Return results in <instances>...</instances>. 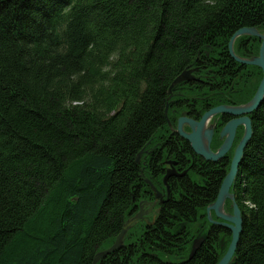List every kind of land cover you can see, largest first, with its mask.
<instances>
[{"label":"trees","instance_id":"obj_1","mask_svg":"<svg viewBox=\"0 0 264 264\" xmlns=\"http://www.w3.org/2000/svg\"><path fill=\"white\" fill-rule=\"evenodd\" d=\"M243 27L264 33V0H0V264H92L149 197L146 180L160 181L164 161L183 170V157L196 168L186 166V185L169 183L156 226L136 221L131 243L96 264H143L131 250L157 236L177 239L183 264H216L231 233L209 224L206 207L228 160H202L167 122L253 97L261 69L228 52ZM259 45L241 35L233 50L252 59ZM192 71L200 81L182 83ZM179 95L183 111L170 107ZM250 116L229 264H264V98Z\"/></svg>","mask_w":264,"mask_h":264},{"label":"water","instance_id":"obj_2","mask_svg":"<svg viewBox=\"0 0 264 264\" xmlns=\"http://www.w3.org/2000/svg\"><path fill=\"white\" fill-rule=\"evenodd\" d=\"M241 35H250L257 37L261 40L258 55L256 57H253L252 59H244L235 55L233 50V43L234 40ZM228 52L235 61L246 65H254L261 69L262 78L259 82V85L257 87V90L253 98L246 104L240 106L218 105L212 107L209 110L205 111L201 115L199 120L181 116L177 120V127H176L177 134L189 143L191 149L195 154L199 155L205 160L214 161V162L222 159L224 154L230 149L234 139L236 128L240 125H243L245 128L244 134L240 142L238 143L234 155L231 159L229 170L225 175L224 179L222 180L217 197L213 203L207 206L206 209L208 219L212 223L224 227L225 229L229 230L231 233V240L228 245V248L224 253L223 257L216 264H229L235 252L239 240V235L241 232L242 220H241L240 210L237 204L233 202V211L231 214L224 212L223 207H224V201L226 199H231L232 201H234V197L230 193V188L232 186L238 167L240 165L243 156V150L247 145V143L249 142L252 135L251 119L250 117L247 116V114H250L255 109H257L264 98V33H259L258 30L254 27H243L238 29L235 33H233V35L229 40ZM173 84L170 86L168 90V94L171 93V88ZM220 113L234 116V119L229 121L223 127L220 133L221 137L225 136V134L228 135L225 136V139L222 145L217 150V152H212L209 147L212 129L208 128L207 125L210 118L213 115ZM183 124H187L190 127V132L183 130ZM175 174H176L175 170H169L166 173V178ZM211 211H213L214 215L219 219L218 221H214L210 218ZM142 213L143 211L140 210L124 223L113 245L103 251H100L93 259L92 264H96L98 260L104 258L106 255L110 253H113L115 250L119 248L124 233L130 228V226L134 222H136L142 216ZM200 244H201V239H197L193 243L192 248L188 255V259H190L193 256V254L195 253V251L197 250Z\"/></svg>","mask_w":264,"mask_h":264},{"label":"flooded vegetation","instance_id":"obj_3","mask_svg":"<svg viewBox=\"0 0 264 264\" xmlns=\"http://www.w3.org/2000/svg\"><path fill=\"white\" fill-rule=\"evenodd\" d=\"M192 72H193V74H190L188 72H185L184 74H182V78L180 79L182 81V83L183 82L193 83V82H199L200 81L198 78H196L194 71H192ZM183 78H184V80H183ZM177 82H178V80L175 83H177ZM174 84H173V86H174ZM171 95H173V94L171 93ZM170 107H174V109L176 108L177 110L183 111V95L175 96L174 98H172ZM207 110H209V109H207ZM189 112H190L191 116H189L187 114H183L182 116L198 120L201 117V115L204 113L203 112L202 114H200L199 111H194V112L189 111ZM250 114H247V116L251 117ZM232 119H234V116H231L229 114H224V113L215 114L210 118L208 127H210L212 129V134H211L209 147H210L212 152H216L219 149V147L222 145V143L225 139V136L221 137L220 132H221L222 128L224 127V125L227 124ZM183 130L190 132V127L187 124H183ZM173 132H175L177 134L176 129H173L172 133ZM243 132H244V126L243 125H240L236 128L232 145H231L230 149L224 154V156L222 158V159L228 160L227 170L229 169L231 158L234 154V151H235V148H236L238 142L240 141V139L243 135ZM180 138L182 140L186 141L182 137H180ZM197 156H199V155H197ZM200 158H202V157H200ZM202 160H204V158H202ZM217 162L212 161V163H214L213 164L214 166L217 165L216 164ZM169 164H170L169 168L164 167V164H162L163 174H162L159 182L157 179L158 175L157 174L153 175L152 181L155 182V184L153 183V185L157 189L156 190L152 189L151 185L149 184V186H150L149 197L147 199L143 198L138 202L137 210L133 214V215H135L140 210L143 211L142 216L137 221H141L140 222L141 226H143L145 228L146 227H152V226L155 227L158 219H160V217H161L160 213L166 209L165 202H167V200H169V198H170L169 197V183L172 180L174 183H176V182H178L179 178H181V179L183 178V186L186 185V183L188 182V178H189V176L187 175L188 171H187L186 166H188L192 169L196 168L195 165L190 162V160L183 157V174L182 175L175 174V175H171L168 178H166L165 173L167 172L166 170H168V169L176 170L179 173L181 172V167L175 166L176 164H171L170 162H169ZM173 166H175V168H173ZM200 195H202V194H200ZM228 200L231 201V199H226L224 201V207H225V204ZM233 202L235 203V201H233ZM210 204L211 203H209L208 205H210ZM206 209H207V207H206ZM232 210H233V203H232ZM211 213H212V219L214 221H218L219 219L214 215V212L211 211ZM208 222L211 225H213V224L217 225L215 223H212L210 220H208ZM158 234L161 235L162 232H159ZM124 235H125V233H124ZM124 235H123V237H124ZM122 241H124L125 244L131 243L130 240H126L124 238H122ZM142 241H143L142 239H136V241H134V243H138V245H139V243H141ZM145 241H147L149 243V246H148L149 250L148 251H145L144 248L142 249V248L137 247L136 244H135L134 248H132V250H131L132 256L134 257L135 260H137V263H140V262H142L143 264H181L182 263L183 251H179L177 253L171 252V250H172L171 246H172V244L177 242V239L171 238L170 236H157L155 238H149ZM151 244H153L154 247L155 246L157 247V248H154L157 251H153L152 249H150ZM162 245L164 246V249H162ZM115 251H117V250H115ZM150 253H152V254L150 256H147ZM111 254L112 253L106 255V257L111 255Z\"/></svg>","mask_w":264,"mask_h":264},{"label":"rangeland","instance_id":"obj_4","mask_svg":"<svg viewBox=\"0 0 264 264\" xmlns=\"http://www.w3.org/2000/svg\"><path fill=\"white\" fill-rule=\"evenodd\" d=\"M258 32H259V31H258ZM259 33H261V32H259ZM260 42H261V40H260ZM259 47H260V45H259ZM258 51H259V50H258ZM172 84H173V83H172ZM172 84H171V85H172ZM174 85H175V84H174ZM172 87H173V86H172ZM169 88H170V87H169ZM171 89H172V88H171ZM168 90H169V89H168ZM170 94H171V93H170ZM170 94H169V95H170ZM166 112H168V109H166ZM181 116H182V115L177 116V117L179 118V117H181ZM178 118L175 120V123H174V122L172 123L171 121L168 120L167 125H168L169 127H171V129H172L173 127H174V129H176ZM198 120H199V119H198ZM209 121H210V120H209ZM171 124L174 125V126H172ZM208 124H209V122H208ZM168 126H167V127H168ZM207 127H208V125H207ZM208 128H210V127H208ZM220 133H221V132H220ZM216 152H217V151H216ZM232 157H233V156H232ZM231 159H232V158H231ZM217 161H219V160H217ZM217 161H216V162H217ZM230 162H231V161H230ZM163 164H164V167H166V168H169V167H170V164H169V162L167 163V161H166V162L164 161ZM229 167H230V165H229ZM169 170H173V169H168V170H166V171L168 172ZM228 170H229V169H228ZM175 171H176V170H175ZM167 172H166V173H167ZM166 173H165V174H166ZM176 174H177V175H182V174H183V170H181L180 173L176 171ZM165 176H166V175H165ZM163 180H164V179H163ZM146 182L149 183V184L151 185L152 189H154V190L157 189V188H155V186L150 182V180H146ZM216 197H217V196H216ZM214 201H215V200H214ZM231 203H233L232 200H231ZM223 209H224V208H223ZM232 211H233V210H232ZM224 212H225V211H224ZM226 213H227V212H226ZM231 213H232V212H231ZM231 213H228V214H231ZM133 216H134V215H133ZM206 218H207V220H209V219H208V215H207V213H206ZM210 218L212 219V213H210ZM212 220H213V219H212ZM134 223H135V222H134ZM125 233H126V232H125ZM115 240H116V239H115ZM195 241H196V240H195ZM195 241H194V242H195ZM114 242H115V241H114ZM194 242H193V243H194ZM120 245H121V243H120ZM192 245H193V244H192ZM191 248H192V246H191ZM224 248H226V244H225V242L221 244V251L224 250ZM227 248H228V247H227ZM190 250H191V249H190ZM226 250H227V249H226ZM225 252H226V251H225ZM222 257H223V256H222Z\"/></svg>","mask_w":264,"mask_h":264},{"label":"bare ground","instance_id":"obj_5","mask_svg":"<svg viewBox=\"0 0 264 264\" xmlns=\"http://www.w3.org/2000/svg\"><path fill=\"white\" fill-rule=\"evenodd\" d=\"M229 55H230V54H229ZM245 58H246V57H245ZM232 59H233V58H232ZM261 78H262V77H261ZM256 90H257V89H256ZM255 92H256V91H255ZM254 94H255V93H254ZM253 96H254V95H253ZM252 98H253V97H252ZM252 98H251V99H252ZM251 99H250V100H251ZM250 100H249V101H250ZM249 101H248V102H249ZM246 103H247V102H246ZM246 103H244V104H246ZM242 105H243V104H242ZM225 125H226V124H225ZM225 125H224V126H225ZM222 129H223V128H222ZM221 131H222V130H221ZM244 131H245V128H244ZM243 134H244V132H243ZM226 135H228V134H225V136H226ZM242 136H243V135H242ZM241 138H242V137H241ZM240 140H241V139H240ZM239 142H240V141H239ZM239 142H238V143H239ZM237 145H238V144H237ZM236 147H237V146H236ZM235 149H236V148H235ZM244 149H245V148H244ZM234 152H235V151H234ZM243 152H244V150H243ZM233 155H234V154H233ZM242 157H243V156H242ZM204 160H205V159H204ZM205 161H208V160H205ZM105 257H106V256H105ZM102 259H103V258H102ZM100 260H101V259H100ZM100 260H98V262H99Z\"/></svg>","mask_w":264,"mask_h":264}]
</instances>
